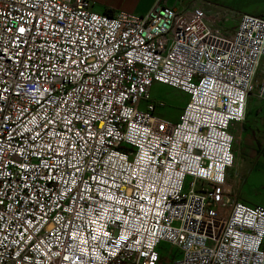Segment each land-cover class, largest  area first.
<instances>
[{"label": "built area", "instance_id": "built-area-1", "mask_svg": "<svg viewBox=\"0 0 264 264\" xmlns=\"http://www.w3.org/2000/svg\"><path fill=\"white\" fill-rule=\"evenodd\" d=\"M168 1L0 0V264H171L162 242L172 264H264V205L226 191L264 15L229 32ZM155 83L189 95L177 121Z\"/></svg>", "mask_w": 264, "mask_h": 264}, {"label": "rangeland", "instance_id": "rangeland-1", "mask_svg": "<svg viewBox=\"0 0 264 264\" xmlns=\"http://www.w3.org/2000/svg\"><path fill=\"white\" fill-rule=\"evenodd\" d=\"M175 2L176 0H169L170 4ZM198 3L209 13L208 20L214 27L229 32L236 30L243 14L259 16L264 13V0H199ZM150 92L153 98L167 104L166 107L160 108L157 114L173 121L180 117L189 98L187 94L179 90L158 83L153 85ZM142 108H145L144 104ZM251 142L253 138L250 136L244 138V135L236 140L235 152L237 155L241 152L243 161L242 158L237 159V164L230 169L226 191L232 198L242 200L251 206L264 205V153L252 156L244 149L242 150L243 146L250 148ZM121 149L126 150L127 146L122 144ZM159 249L164 261H169L171 264L183 256V252L169 242H162Z\"/></svg>", "mask_w": 264, "mask_h": 264}, {"label": "crops", "instance_id": "crops-1", "mask_svg": "<svg viewBox=\"0 0 264 264\" xmlns=\"http://www.w3.org/2000/svg\"><path fill=\"white\" fill-rule=\"evenodd\" d=\"M90 1L93 3L94 10L100 14L107 13L108 11L114 12L118 10H126L129 11V13L146 15L152 9L153 5L157 0H90ZM168 4L174 6L178 4V0H176L174 4H170L168 1ZM262 15H264V13ZM261 75H262V69L259 70L257 79H260ZM183 93L187 94L185 92ZM158 112L159 109H157V113ZM167 120H171V119H167ZM239 128L241 130L240 132H239ZM232 134L235 137V142L238 139V137L242 135H244V138H246L247 136L253 138V142L250 143L251 145L250 148H246L245 146H243L242 148V150L244 149L245 151L248 152V154H252V156H259L260 153L262 154L264 153V102L262 100H259L254 95L249 96L247 100V111H246L245 119L241 124H234V126L232 127ZM233 149L235 152V143ZM239 153L240 154L237 155L235 152L236 164H237V159L242 158L241 152Z\"/></svg>", "mask_w": 264, "mask_h": 264}, {"label": "bare ground", "instance_id": "bare-ground-1", "mask_svg": "<svg viewBox=\"0 0 264 264\" xmlns=\"http://www.w3.org/2000/svg\"><path fill=\"white\" fill-rule=\"evenodd\" d=\"M235 164H236V162H235ZM235 164H234V165H235ZM234 165H233V167H234Z\"/></svg>", "mask_w": 264, "mask_h": 264}]
</instances>
